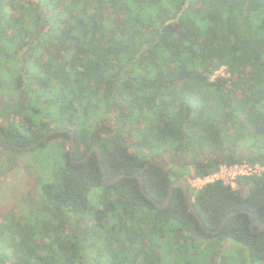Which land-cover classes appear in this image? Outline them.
<instances>
[{"label": "trees", "instance_id": "16d2710c", "mask_svg": "<svg viewBox=\"0 0 264 264\" xmlns=\"http://www.w3.org/2000/svg\"><path fill=\"white\" fill-rule=\"evenodd\" d=\"M4 66L21 120L0 125L1 141L70 146L67 128L74 160L98 146L107 177H127L105 185L96 154L74 164L70 147L55 165L42 157L48 177L0 213V264L264 262V230H252L264 224V177H239V190L186 181L190 166L204 178L225 163L264 165V0H0ZM222 67L229 76L213 80ZM243 139L259 151L203 158ZM132 174L160 205L184 180L210 231L232 212L254 218L208 233L178 186L159 210Z\"/></svg>", "mask_w": 264, "mask_h": 264}, {"label": "rangeland", "instance_id": "374dc122", "mask_svg": "<svg viewBox=\"0 0 264 264\" xmlns=\"http://www.w3.org/2000/svg\"><path fill=\"white\" fill-rule=\"evenodd\" d=\"M11 64V63H10ZM11 66V65H10ZM15 71H19V65H14ZM7 71V72H6ZM212 77L215 80L218 77L227 78L225 70H217ZM13 78L9 76L8 70L4 67L0 68V125L5 129L10 128V123L19 122L21 116L11 115L14 108H18L19 105L12 103V99L19 96L20 92L10 89V84ZM46 113H49L48 111ZM109 115V114H108ZM107 115V116H108ZM50 117H44L42 119L45 123H50ZM241 150L249 151L253 144L250 140L243 139L240 144ZM69 143L63 140H55L51 142L46 148L38 149L34 152L31 151H17L9 147L0 146V213L5 214L10 210L17 208L20 202L30 191L36 190V183L38 179H45L48 177L47 170L40 165L42 157H46L51 165H55L61 156L62 148L69 151ZM210 153L207 151L206 154ZM226 164V163H225ZM222 164L221 166H224ZM238 164V163H237ZM243 164V163H241ZM234 165V164H232ZM220 166V167H221ZM195 171L192 166L189 168V174L186 177V181L191 189H199L203 187L205 182L201 183L197 181ZM226 184L234 186V189L239 190V185L236 180L228 179ZM22 205V204H21ZM17 210V209H15ZM232 245L234 253L241 251L243 256L247 255V249L237 243H229ZM230 264H233L230 263Z\"/></svg>", "mask_w": 264, "mask_h": 264}, {"label": "water", "instance_id": "95a60500", "mask_svg": "<svg viewBox=\"0 0 264 264\" xmlns=\"http://www.w3.org/2000/svg\"><path fill=\"white\" fill-rule=\"evenodd\" d=\"M60 131H63V132H67L69 133L70 135V157L71 159L73 160V156H74V152H75V143H76V137H75V134L74 132H72L71 130L67 129V128H64V129H61ZM55 132V131H53ZM42 141V140H41ZM40 141V142H41ZM0 145H4L6 147H16L20 150H31L32 148H34L37 144H31V145H28V146H14V145H10L9 143H6V142H3L0 140ZM93 152L96 153V156H97V160H98V163L101 167V170H102V173H103V176H102V182L105 184V185H112V184H115L116 182H118L119 180L121 179H124L125 177H127V175H121V176H117L113 179H109L107 177V174H106V168H105V165L103 163V156H102V152L101 150L99 149L98 146H94L91 148V150L89 151V153L80 161H74L73 160V163L74 164H79V163H82V162H85L92 154ZM210 156V157H209ZM204 159L206 158H221L220 155H213V154H205L203 156ZM130 177L132 178H136L138 180V184H139V187L142 191V193L149 199L151 200L155 205L156 207L161 210V209H165L168 207V205L170 204V201H171V198L173 196V191H174V187L175 186H178L184 193V196H185V200H186V205L189 209V211L197 218V220L199 221L200 225L205 228V225L200 217V215L198 214L196 208H195V200L194 198L191 196V193H190V190H189V187L188 185L186 184V182L184 180H174L171 182L170 184V188H169V196L168 198L166 199V201L160 205L146 190H145V187H144V182H143V179L142 177L139 175V174H132ZM237 213H248L250 214V216L252 217V219L254 218V215L248 211H239V212H232L230 213L227 217H225L222 221V224L220 226L219 229H217L216 231H210L209 229H206V231L208 233H213V234H218L221 232V230L224 228L225 226V223L227 222V220L236 215ZM252 229L254 232H260L262 230H264V224L261 225V227L258 229V230H255V225L254 223H252Z\"/></svg>", "mask_w": 264, "mask_h": 264}, {"label": "built area", "instance_id": "2783aa9c", "mask_svg": "<svg viewBox=\"0 0 264 264\" xmlns=\"http://www.w3.org/2000/svg\"><path fill=\"white\" fill-rule=\"evenodd\" d=\"M220 70H225V68L222 67ZM217 72L218 71H216L215 73ZM242 176L264 177V165L260 163L252 164L248 162H244L243 164H234V165L225 164L224 166H221L219 171L215 174L209 175L204 178L197 177L196 175L194 177H196L197 181L201 183L205 182L204 184L207 185L215 181H223L226 184L229 178L236 180Z\"/></svg>", "mask_w": 264, "mask_h": 264}, {"label": "flooded vegetation", "instance_id": "af4514ba", "mask_svg": "<svg viewBox=\"0 0 264 264\" xmlns=\"http://www.w3.org/2000/svg\"><path fill=\"white\" fill-rule=\"evenodd\" d=\"M21 57H22V55H21ZM22 75L23 76H25L26 77V75H27V69H26V72H24V73H22ZM113 111H115V112H117V109L116 108H114V110ZM41 141V140H40ZM40 141H38V142H40ZM91 150V149H90ZM259 150L258 149H256V148H251L249 151H247V150H241V148L240 147H230L229 146V144L227 145V147L226 148H223L222 150H220V153H221V158L222 157H226V156H231V157H235V158H237V159H239V158H245L246 156V154H248V155H252L253 153H255V152H258ZM89 153V152H88ZM93 153H95V152H93ZM96 154V153H95ZM208 154H210V153H208ZM93 155V154H92ZM205 155V154H204ZM203 155V156H204ZM85 157V156H84ZM210 157V156H209ZM70 159H71V157H70ZM208 159H210V158H206L205 160H208ZM73 160H74V156H73ZM72 159H71V161H73ZM168 160L170 161V159L168 158ZM74 161H80V160H74ZM180 164H181V160H180ZM180 164H179V166H180ZM226 224V223H225ZM253 230V229H252ZM256 230V229H255ZM258 230V229H257ZM260 264H264V262H261Z\"/></svg>", "mask_w": 264, "mask_h": 264}, {"label": "crops", "instance_id": "0c3cea01", "mask_svg": "<svg viewBox=\"0 0 264 264\" xmlns=\"http://www.w3.org/2000/svg\"><path fill=\"white\" fill-rule=\"evenodd\" d=\"M225 68V67H224ZM226 69V68H225Z\"/></svg>", "mask_w": 264, "mask_h": 264}]
</instances>
